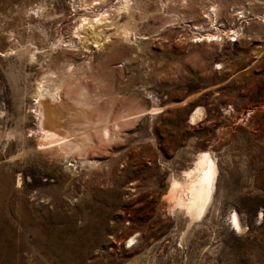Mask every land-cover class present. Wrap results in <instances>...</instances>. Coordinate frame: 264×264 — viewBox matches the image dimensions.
Listing matches in <instances>:
<instances>
[{
  "label": "rangeland",
  "instance_id": "obj_1",
  "mask_svg": "<svg viewBox=\"0 0 264 264\" xmlns=\"http://www.w3.org/2000/svg\"><path fill=\"white\" fill-rule=\"evenodd\" d=\"M74 1L0 0V264H264V0ZM52 77L58 121L83 109L78 147L39 145ZM204 152L192 219L170 190Z\"/></svg>",
  "mask_w": 264,
  "mask_h": 264
},
{
  "label": "bare ground",
  "instance_id": "obj_2",
  "mask_svg": "<svg viewBox=\"0 0 264 264\" xmlns=\"http://www.w3.org/2000/svg\"><path fill=\"white\" fill-rule=\"evenodd\" d=\"M81 1L83 2V0H80L79 2L75 0L74 2L81 3ZM97 1H102V0H95V2ZM93 2L94 1H92V3ZM92 3H90L89 5H91ZM131 3H132L131 0H121L119 4L118 13H120V11L122 10H128ZM75 5L73 4V6ZM80 6L81 7L83 6L82 3L80 4ZM211 10L216 20V17H217L216 16L217 14L215 12L216 9L213 8ZM107 21L108 19L105 14L99 15V17L96 19L86 18V17L83 19L81 18L79 24L77 25L75 35H79V31L81 30L83 31L84 35L79 36V39L84 45H88V44H85L86 42H89L88 40H90L91 42L97 43L99 41L98 40L99 38H97V36H99L97 35L99 34V32L97 33V29L103 28ZM121 33L125 39H127L128 36L130 35L129 34L130 31L127 29V27L126 28L121 27ZM206 37H207V40L214 41V35L209 34ZM25 50H26V53H29L31 55L32 59L35 58V53H33V51H30L31 49L29 50L28 46L27 48L25 47V49H22V52ZM66 79L67 78H65V80ZM44 81L45 82L38 83L34 91V94H35L34 97H35L36 104H37L36 111L38 113V119H39V122H38L39 127L37 129L40 133L39 145L42 147H53V148L56 147V149L57 148L58 149H61V148L70 149V148L76 147L78 145V140H79V137H78L80 134L79 130L80 129L82 130V128L84 127V126L82 127V124L84 123L82 122L84 120L83 109L77 108L76 110H74V112L73 111L70 112L69 110L70 114H72V112L73 114L69 115L70 117L69 119L65 118V119H68V123H65L64 121L65 124H61L58 121V116H57L58 114L56 113L55 106L57 105L59 106V104H62L60 103V99H59V95H60L59 88L62 87L61 82L64 81V79L63 78L53 79L52 77V78H47ZM62 85H65V84H62ZM75 105H76V102H75ZM78 105L80 104L78 103ZM64 106L65 104L62 107ZM74 107L76 108V106ZM63 110L61 109V111ZM66 110L68 111V109ZM64 112L66 113V111ZM85 112H87V110ZM64 116L62 113L61 117H64ZM65 119L63 118V120ZM194 163L195 164L191 169H189L188 171H185L184 178L182 180L173 179L171 190H170L171 196L174 198V200L175 199L177 200L178 208L181 209L182 211H185L184 213H186L192 219H196L201 214H203L206 208L208 207L210 201L212 200L213 191L215 187V183H214L215 174L217 171L216 163L212 155L209 152L201 153ZM233 219H234L235 226L239 230H242V224L240 222V218L236 213L233 215Z\"/></svg>",
  "mask_w": 264,
  "mask_h": 264
}]
</instances>
